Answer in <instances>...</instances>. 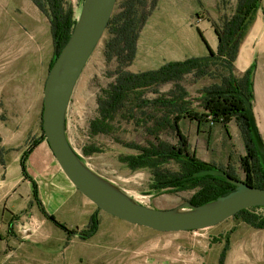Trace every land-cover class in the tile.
<instances>
[{
	"label": "rangeland",
	"instance_id": "rangeland-1",
	"mask_svg": "<svg viewBox=\"0 0 264 264\" xmlns=\"http://www.w3.org/2000/svg\"><path fill=\"white\" fill-rule=\"evenodd\" d=\"M39 1V5L42 3L43 7L35 0H0V128H16L13 132L14 141L8 145L14 149L5 150L2 153L4 159L19 151L20 146L27 142V135L36 130L39 115L41 120L44 84L49 66L56 57L48 4L43 0ZM128 1L116 0L111 17L117 19L126 9ZM233 1L145 0L143 6L136 5L138 24L141 25L144 19L136 39V49L138 50L139 43L140 47L151 46L153 50L150 58L146 57L145 51L138 54L131 68L138 72L151 66L157 68L164 61L184 60L191 56L187 54L200 56L202 51L203 54H208L213 46L217 47L216 27L222 30L225 20L235 12ZM82 2L83 0H63L66 11H71L75 20L79 16ZM258 15L253 16L248 29ZM112 31L111 26L105 29L76 82L66 111L67 139L88 167L135 202L159 209L173 208L175 205L181 208L194 190L152 188V168L131 169L120 161V157L138 152L125 147V143L146 146L149 140L154 141V137L146 132V127L153 123L151 116H160L164 112L163 107L131 109L130 103L127 106L130 113L135 114L141 122L136 124L133 119L126 121L117 115L113 133L94 135L90 132L89 123L98 115L97 100L102 89L114 80L120 68L127 65L125 59L118 60L113 55L109 61L105 56L106 45L115 35ZM179 45L182 51L175 54L177 49L173 50V47ZM210 70L212 72L204 76H197L192 72L183 75L176 83L150 87L144 92V96L150 99L170 97L176 85L182 87L184 90L179 93V97L185 101L183 107L186 116L183 114L184 117L178 118L177 124L188 149L203 161L222 168H227L228 164L236 177L244 180L248 172L252 175L255 171L253 160L256 156L264 171V119L260 117V129L258 128L263 148L260 150L255 146L259 152H252L253 157H248L247 162L241 159L247 155L248 149L253 150V146L242 128L244 125L239 112L233 114L228 122L230 124L227 123L226 126L211 121L210 116L203 117L205 120L201 122V129L205 131L198 130L197 133L198 121L192 120V116L187 113L202 117L204 113H209L210 108L221 106L203 103L205 89L219 84L227 73L220 66L211 67ZM234 70L237 73L236 68ZM239 77H242L241 74ZM207 118L209 119L206 120ZM233 119L247 145L244 144L242 149L240 143L237 144V139L235 146L231 140L232 147L229 149L234 157L231 156L229 162L227 147H220L225 144L229 135L234 138L237 135L235 124L231 127ZM255 121L258 127L257 120ZM158 138L169 144L177 143L176 135L170 128L158 131ZM85 149L98 151L85 155ZM158 169L177 173L181 170V163L168 159L161 162ZM71 201L70 207L62 209L65 218L57 214L59 221L54 223L45 217L46 221L35 228L34 234L27 237L19 249L15 247L8 251H15L10 255L11 260L7 262L0 259V264H18L15 254L24 257L27 253L34 255V264H264V230H234L232 225L241 221L239 217H230L205 229L160 232L105 213L80 191L71 196ZM1 204L6 208L4 216L8 218L12 214L24 216L26 213L43 217L26 185L17 187L14 194ZM49 206L50 211L52 205ZM251 212L264 216V208H251ZM93 215L97 220V230L92 236L83 237ZM0 224L1 240L10 227L4 229L2 226L5 223Z\"/></svg>",
	"mask_w": 264,
	"mask_h": 264
},
{
	"label": "trees",
	"instance_id": "trees-1",
	"mask_svg": "<svg viewBox=\"0 0 264 264\" xmlns=\"http://www.w3.org/2000/svg\"><path fill=\"white\" fill-rule=\"evenodd\" d=\"M43 1L48 4L51 34L55 48V56L57 57L64 44L69 39L76 24V20L72 16L71 11H66L63 0ZM144 1L145 0H129L126 9L118 15L117 19L111 17L108 22L106 28L111 26L114 30L112 33L115 35L106 45L105 56L109 61L113 55H115L118 60L125 59L127 60V65H125L124 68H120L116 72L114 80L106 88L102 89L97 100L98 115L89 123L90 132L94 135L113 133L115 126L114 121L117 115L126 121L133 119L136 124L141 122V119L135 114L130 113V109L127 107L130 103L132 104L131 109L135 108L142 110L149 106L163 107L165 109L164 112L160 116H151L150 118L153 119V123L151 126L146 127V132L154 137V141L149 140L146 146L125 143V147L137 150L138 152L136 154L122 156L120 157V161L126 163L131 169L142 167L152 168L154 175V182L150 185L152 188L176 191L194 190L188 200L193 205H201L214 201L219 196L228 194L230 191L234 190L235 186L223 177L215 175L195 176L194 174L204 169H217L226 171L232 177H236V175L228 167L222 168L214 163L198 159L194 152L188 149V145L182 139L183 136L181 135L179 124H177V121L179 122L178 118H181L183 114L186 116L183 107L185 101L179 97V93H182L184 89L176 85V89L170 97L158 96L153 99L145 97L144 92L148 88L158 84L169 82L176 83L183 75L192 72L194 75L204 76L212 72L210 70L211 67H222L223 70L227 72L226 75L222 77L219 84L207 87L205 89L206 94L203 98V103L208 104V106L209 103L221 104V106L210 108L209 113H204L202 117L197 114H187L192 116V120L198 122L205 120L203 117L210 116L209 118H211V121L220 122L226 126L233 114L239 112L242 117L241 121L244 125L242 128L243 130L245 129V133L250 138V143L253 146V150L248 149L247 155L243 156L241 159L247 162L248 157H253L252 152L259 151L257 147H255L254 140H252L248 118L244 113V101L234 92H241L250 100L252 98L251 83L248 80V71L245 73L244 77L239 79L236 78L234 75V60L239 42L253 19L259 0H239L234 14L224 22V28L219 30L216 27L215 32L218 38L216 51L210 49L206 56H192L184 60L167 61L157 69L132 72L129 70V66L136 56V39L144 23L143 19L142 24H138L136 5L139 4L143 6ZM35 2L38 5L40 3L39 0H35ZM39 6L43 7V4L41 3ZM112 24H114V26H112ZM54 61L55 59L51 62L49 69ZM165 128H170L174 131L177 138L176 144H169L158 138V131ZM41 131L42 137L46 138L42 129V121ZM33 146L34 144L29 145L25 150L22 155V162ZM94 151H98V149H85L84 154L89 155ZM257 157L258 156L253 160V168L255 171L252 175L251 172H248L244 181L251 186L264 188V171L261 166H259L258 159H256ZM79 158L82 160L80 156ZM168 159H173L181 163V170L174 173L158 169L159 164ZM247 168L248 166L246 169ZM253 168L250 166L251 170H253ZM251 177L253 181H251ZM254 178L256 180L255 182ZM33 198L35 202H37L42 214L48 220L58 223V220H56L54 216L49 215L44 210L42 204L38 202L34 184ZM251 208H264V206H255ZM251 208L241 210L232 217H239L242 222L254 228L264 229V216H259L251 212ZM96 230L97 220L95 215H93L90 219L89 229L84 231L83 237L92 236Z\"/></svg>",
	"mask_w": 264,
	"mask_h": 264
},
{
	"label": "water",
	"instance_id": "water-1",
	"mask_svg": "<svg viewBox=\"0 0 264 264\" xmlns=\"http://www.w3.org/2000/svg\"><path fill=\"white\" fill-rule=\"evenodd\" d=\"M115 4L116 0H83L73 31L55 58L44 84L42 129L62 171L87 199L105 213L160 232L205 229L241 210L264 206V188L251 186L217 169L200 170L194 175L225 178L235 186L228 194L201 205L186 201L181 208L146 206L132 200L79 158L66 136V111L76 82L102 38ZM234 93L244 101L253 140L262 150L251 101L241 92Z\"/></svg>",
	"mask_w": 264,
	"mask_h": 264
},
{
	"label": "crops",
	"instance_id": "crops-1",
	"mask_svg": "<svg viewBox=\"0 0 264 264\" xmlns=\"http://www.w3.org/2000/svg\"><path fill=\"white\" fill-rule=\"evenodd\" d=\"M238 1L239 0L233 1L235 10L237 8ZM255 14L259 15L252 22L249 29H246L247 31H245V35H243L240 40L234 60V68H236L237 73L242 72L240 73L242 77L245 76V73H247V71L249 72L248 80L251 83L252 92V98L250 99V101L253 108L255 120H257L258 128L260 129V117L264 119V0L258 1ZM180 46L181 45L173 47V50L177 49L175 54H179L182 51L181 49H179ZM212 49L213 51H216L217 47L213 46ZM152 50L153 49L151 48V46L147 47L144 45L143 47H140L138 43L136 56L138 54H142V52L145 51L146 57L150 58ZM188 55H191L190 57L194 56L193 54H187V56ZM206 55V52L205 54H203V51L200 54V56ZM176 57L180 58L177 55ZM165 62L166 61L162 62L157 68H159ZM131 65L129 66V70L135 72V70L131 68ZM147 68L149 69L145 68V70L157 69L155 68V66ZM237 73L234 71V75L236 76V78H242L239 77L240 74L237 75ZM36 122V130L34 132H31L30 135H27V137L25 138V141L27 140V142L24 141L25 143L23 142V146H20V150L11 154L8 159H4L2 153L7 149H14L9 148L8 145H11V143L14 141L15 136L13 135V132H15L16 128L13 126H9L10 128L7 129L0 128V223H5L4 226H2L4 227V229L6 227H10L9 232H7L6 235H4L0 240V252L2 255V257H0L1 261L4 260L8 262L9 260H11L10 255L15 253V251L13 253H9L8 251L15 247L16 249H19L23 245L25 239L34 234L36 230L35 228L46 221L44 215L42 218H39L35 217L32 213H26L24 216L12 214L9 218L4 216L6 208L2 207L1 203L4 199L13 195L17 187H19L20 185H26L27 188H30V195L33 196L34 184L36 187L38 202L42 204L44 210L48 214H52L57 220L59 219L57 214L65 218L62 209L67 206L70 207L72 205L71 202H73L71 201V196L79 192V190L72 184V182L67 178L65 173L60 168L46 138L42 137L40 115L37 117ZM201 122H198L197 133L198 130H200L201 132L205 131L204 129H201V127H203ZM232 122H234V119ZM229 124L230 123H228V125ZM234 124L236 126L237 135L235 136V138L234 136L229 135L226 141H224L225 144L223 146L221 144L220 147H227V161H229L231 156L234 157V154L229 149L230 147H232L230 146L231 140L233 145L235 146V139H237V144L240 143V148L242 149L244 148L245 144L244 139H242V132L237 123L234 122L231 127H233ZM228 128L229 126L227 127V131L229 132ZM32 144H34V146L29 150L22 162L23 153L28 148V146ZM259 163H261L260 160ZM80 196L84 202H87L89 204V201H86V199L82 195ZM49 205H52L50 211L48 210V207H50ZM154 208L157 207L155 206ZM173 208L179 207L175 205ZM232 228L236 230L237 228L239 229L254 227L245 224L244 222L241 223V221H239V223L233 224ZM15 258L16 260H18V264H34V255L32 253H27L24 257L17 256L15 254Z\"/></svg>",
	"mask_w": 264,
	"mask_h": 264
},
{
	"label": "flooded vegetation",
	"instance_id": "flooded-vegetation-1",
	"mask_svg": "<svg viewBox=\"0 0 264 264\" xmlns=\"http://www.w3.org/2000/svg\"><path fill=\"white\" fill-rule=\"evenodd\" d=\"M229 19V18H228ZM226 21V20H225Z\"/></svg>",
	"mask_w": 264,
	"mask_h": 264
}]
</instances>
